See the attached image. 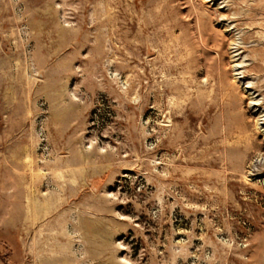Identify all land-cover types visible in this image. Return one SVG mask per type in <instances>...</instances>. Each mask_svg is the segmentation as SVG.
Masks as SVG:
<instances>
[{
    "label": "rangeland",
    "instance_id": "1",
    "mask_svg": "<svg viewBox=\"0 0 264 264\" xmlns=\"http://www.w3.org/2000/svg\"><path fill=\"white\" fill-rule=\"evenodd\" d=\"M0 264H264V0H0Z\"/></svg>",
    "mask_w": 264,
    "mask_h": 264
}]
</instances>
